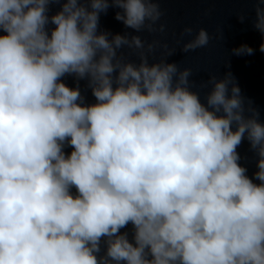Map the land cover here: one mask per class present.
<instances>
[{
    "label": "clouds",
    "instance_id": "obj_1",
    "mask_svg": "<svg viewBox=\"0 0 264 264\" xmlns=\"http://www.w3.org/2000/svg\"><path fill=\"white\" fill-rule=\"evenodd\" d=\"M250 2L264 36V0ZM110 7L136 32L165 29L159 0H0V264H264L259 110L231 72L200 85L205 104L174 50L150 65L158 42L98 33ZM209 39L201 28L181 50ZM245 138L259 184L239 163Z\"/></svg>",
    "mask_w": 264,
    "mask_h": 264
}]
</instances>
